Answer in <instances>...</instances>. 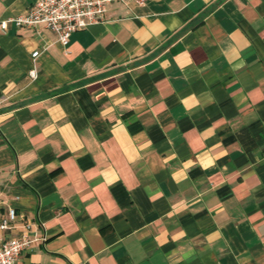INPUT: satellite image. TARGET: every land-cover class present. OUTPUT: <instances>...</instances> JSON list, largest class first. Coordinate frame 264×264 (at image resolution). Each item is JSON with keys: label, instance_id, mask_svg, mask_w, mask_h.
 <instances>
[{"label": "crops", "instance_id": "crops-1", "mask_svg": "<svg viewBox=\"0 0 264 264\" xmlns=\"http://www.w3.org/2000/svg\"><path fill=\"white\" fill-rule=\"evenodd\" d=\"M8 207L37 238L15 264H264V0H114L65 45L0 27Z\"/></svg>", "mask_w": 264, "mask_h": 264}, {"label": "built area", "instance_id": "built-area-1", "mask_svg": "<svg viewBox=\"0 0 264 264\" xmlns=\"http://www.w3.org/2000/svg\"><path fill=\"white\" fill-rule=\"evenodd\" d=\"M112 1L114 0H35L26 13L0 20V27L5 29L10 22L17 26L41 24L65 45L73 32L106 22L108 5ZM37 54L38 51L35 50L31 55L35 57ZM29 73L31 77L35 76L33 70ZM16 217V211L12 207L7 208L6 214L0 215V264H15L20 253L37 240L30 235L33 223L27 221L20 226L16 225ZM13 230L17 233L10 234Z\"/></svg>", "mask_w": 264, "mask_h": 264}]
</instances>
